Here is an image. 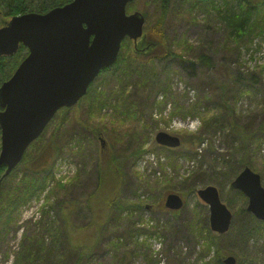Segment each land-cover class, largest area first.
Masks as SVG:
<instances>
[{
  "label": "trees",
  "instance_id": "trees-1",
  "mask_svg": "<svg viewBox=\"0 0 264 264\" xmlns=\"http://www.w3.org/2000/svg\"><path fill=\"white\" fill-rule=\"evenodd\" d=\"M71 1L0 0V16L2 20L0 24L5 23L12 17L26 13L45 14L51 9L63 6ZM215 1L161 0V8L164 15H166L168 11L174 9L176 3H183V7L184 5L188 6L187 16L189 18L194 16L192 13L193 6L199 2L215 11L227 35L228 43L224 46L225 54L227 57L230 55L229 57L231 58L235 56L234 60L231 59V63L237 64L240 58L239 51L244 45L243 43H252L256 38L264 35V0H222L223 7H221L222 4L219 5L220 9L216 8ZM162 31L163 28L158 36H155L153 42L149 44V46H153V50L149 53L147 60L148 62L151 61L150 63L155 66V70L154 67L148 69V66L143 64L141 66L143 71L138 74L139 81L131 82L133 86H130L134 88L132 90L139 92L140 98L143 99L146 94L145 100L152 103L150 106H144V104L139 106L136 101H126L121 106L116 104L122 109L120 112L114 110L117 113V117L121 116L123 119H128L127 117L133 118L135 115L142 113L141 107H146L151 111L159 108V111H162L164 103H166L168 98L171 99L169 78L171 68L169 64L177 63L182 70L189 68L192 73L199 69L197 66L200 63L206 68L209 67L211 60L203 52L200 53L199 48L196 47L197 44H185L183 48H179L174 40L170 41L165 35L163 36ZM27 54V49L20 46L17 53L12 57H0V86L12 76ZM118 65L119 63H116L115 67ZM112 68L114 66L102 70L101 73L110 72ZM127 68H131V71H134L131 66H127ZM263 73L264 68L262 71H257V74L248 70L234 69L230 71L229 80L226 83L218 85L211 82H203L207 83L205 85L202 83L203 86L209 88L210 93L204 96L201 94V99H198V102L191 109L184 110V113L199 114V101L204 104L209 103V106L203 109L205 113L202 114L200 132L197 135L190 136L191 138L185 142H188L189 147L191 145L199 147L204 141L209 140L210 143H208L207 149L215 154L213 162L216 165L209 167V171L203 170L200 166L195 172H192V175L185 177L181 185L182 187H187V189L185 192H180L181 194L188 195L193 193L198 182L206 181V185L217 188L221 201L226 202L227 206L230 205L228 196H222L221 189H225L228 186L232 190L230 184L238 174L245 168L253 169V165H256V154L259 153L264 143V84L260 76ZM155 96H161L163 98L162 102L154 103L155 99L153 98ZM246 98L256 101L255 109L251 111L249 109L245 112V110L238 108V102ZM175 104L179 105L178 103ZM91 105L99 111L102 107L111 108L109 100L102 93L99 94L98 100ZM174 109L176 114V108ZM116 120L121 122L117 118ZM137 120L139 122L140 118ZM53 124L54 128L50 134L49 142L37 145L38 140H36L30 144L20 163L1 183L0 251L6 236L17 229L16 215L19 209L38 194L43 193L50 182L53 184L56 182L52 175V169L60 151L64 149L58 145V142L61 141L67 146L71 153L80 151V145L74 139L80 138L76 137L78 133L72 132V129L67 130L68 128L64 127L67 124V118L65 120V117L61 119L55 115L48 126ZM48 126L39 139H43ZM150 127L155 129L157 121L153 122ZM153 133L154 130L152 128L140 125V130H134L128 136L130 138L129 143L120 148V154L115 153L118 152V149L114 150L112 148L113 152L109 156V160H97L95 199H93L92 204L87 205L89 213L91 211L94 216H85L80 223L76 224L80 216H59L63 209H71L70 207H64L59 198L52 202L47 211H44L45 207L50 203L48 197H46L45 204L41 209L42 216L34 221L31 232L23 234L19 249L13 257V264H93V252L96 249L98 250L103 238L107 239L106 251L113 254L115 264H131L132 254L130 253V256L127 255L126 247L132 238L135 239L138 255L145 260L146 264H160L161 260L157 254L155 256L152 254L150 244L146 240L142 243L137 239L139 235L143 234H146L149 238H164L173 228L159 224L148 225L147 228L137 227L136 223L139 224L137 222L138 218L130 215L141 211V208L144 209V205L139 202L136 203L139 204L138 208H133L129 205L131 203L129 199L124 196V193L128 191L137 197V191L144 184L150 187L148 181H144L140 174L133 171V167L136 161L144 155L145 142L149 141ZM67 134H70L72 140L65 139ZM218 135H221L223 146L226 147L225 152L221 154L213 151L212 147V142ZM162 149L172 152V150L166 148ZM184 154L196 155L197 153L194 152V149H185ZM219 165L220 167L218 168ZM5 169L4 165H0V178L4 174ZM19 170L21 171V176L18 178L17 173ZM261 170H264V163ZM134 176L138 180L137 183ZM154 184L155 190L153 192H157V195L152 193V196H149L153 206L159 204L160 199L169 194L170 189L175 186L171 179L163 182L157 181ZM52 187L50 191L53 189ZM147 191L149 190H145V192ZM235 195L241 198L243 202L246 201L241 193L235 192ZM104 205L106 206L105 209H111V213H114L113 209H115V216H97L98 210L100 208L103 209ZM50 209L58 216H49ZM119 212H129L131 214L120 216ZM239 212L241 213L237 214L235 212L236 216H234V221L231 225L233 226L235 222V233L232 234V227L224 235L217 236L212 234L208 230L206 216L202 218L204 222L201 219L197 222L199 231L194 230V227L197 226L194 220L176 224L178 226V229H176L178 234H181L182 231L187 232L190 235V237L186 235L187 239L191 241L194 248L196 247L195 245L201 247L196 259L191 261L190 264H223V254H220L226 252L227 255H233L232 251H234V248H238V245L240 246L238 254L234 251L236 264L252 263L246 254V250L252 239L263 234L264 223L257 221L243 207ZM176 216H178V212H172L170 214L171 221L169 222L176 220L179 222L180 219L175 218ZM202 224L203 226H201ZM81 231H88V234L85 237H72L74 233L78 234ZM211 253L212 255L210 256ZM176 258L179 261L181 260L178 256ZM176 258L166 259L164 264H180L181 262L176 260Z\"/></svg>",
  "mask_w": 264,
  "mask_h": 264
},
{
  "label": "rangeland",
  "instance_id": "rangeland-1",
  "mask_svg": "<svg viewBox=\"0 0 264 264\" xmlns=\"http://www.w3.org/2000/svg\"><path fill=\"white\" fill-rule=\"evenodd\" d=\"M222 2V0H216L214 2L215 6H217L216 8H219ZM182 5L183 3H176L174 9L164 15L161 8V0H131L127 4V15L138 12L144 18L142 37L136 42L125 38L118 52L119 59L117 56L118 60L116 59V62L111 66H114V68L110 69V72H100L94 81L89 84L86 94L74 106L62 108L55 114L61 119L65 117L66 120L67 118V124L64 125V127L68 128L67 130L72 129V132L78 133L76 137L80 138H74V136L73 138L80 145V151L78 153H71L67 149V146L61 141L58 142V145L64 149L60 151L52 169V175L57 184L55 185V183L50 182L48 188L43 193L38 194L29 203L19 209L16 215L17 229L10 232L5 238L0 251V264H13V257L19 249L23 234L31 232L35 223L34 221L42 216L41 209L45 204L46 197H48L50 203L45 207L44 211H47L52 202L59 198L64 207L71 208L63 209L59 216H80L76 224L80 223L81 219L85 216H94L91 211L89 213L87 205L92 204L93 199H95L97 160H109V156L113 152L112 148L114 150L118 149V152L115 153L120 154V148L129 143L130 138L128 136L134 130H140V125L152 128L154 133L149 141L145 142L143 148L145 153L136 161L133 171L140 174L144 181H148L150 187L144 184L137 191V197L133 196L131 192L126 191L124 196L131 202L129 205L136 208L139 205L136 203L140 202V204L144 205V209L141 208V211H137L132 215L129 212H119L120 216L127 214L138 218L137 222L139 224L136 223L137 227L147 228L148 225L159 224L173 228L164 238H149L146 234H143L139 235L137 239L142 243L146 240L150 244L151 252L154 256L158 255V258L161 260L160 264H164L166 259H175L176 256L181 258L180 261L176 258V260L181 262L180 264H190L191 261L196 259L197 254L201 250V247L197 245L194 248L191 241L187 239L186 235H189L187 232L182 231L181 234H178L176 230L178 229L177 223H186L189 220L190 222L194 220L197 223L200 221L199 219L203 221L202 218L206 216L208 230L212 234L217 235L209 228L208 207L196 195L197 190L210 185H206V181L198 182L196 190L193 193L188 195L180 193L185 192L187 189V187H182L181 185L184 177L192 175V172H195L200 166L203 170L209 171V167L216 165L213 162L215 154L207 149L208 143H210L209 140L204 141L199 147L192 145L189 147L188 142H185L191 138L190 136L197 135L200 132L202 114L205 113L203 109L209 106V103L204 104L199 101V114H185L184 110L191 109L198 102V99H201V94L204 96L210 93L209 88L202 85L203 82H211L216 85L226 83L229 80L230 71L234 69L241 71L248 70L256 72V74L257 71H262L264 68V35L256 38L252 43H243L244 45L239 51V61L237 64L231 63L235 59V56L231 58L229 55L228 58L225 54L224 46L228 43L227 35L218 14L199 2L193 6L192 13L194 16L189 18L187 16V12L189 11L188 6L184 5L183 7ZM221 7H223V4ZM1 21L0 16V23ZM162 28V35H165L170 41L174 40L179 48H183L185 44H197L196 47L199 48L200 53L203 52L211 60L209 67L206 68L200 63L201 66H197L199 69L192 73L189 68L182 70L177 63L169 64L171 68L169 74L171 99L168 98L166 103H164L162 111H159V108L151 111L146 107H141L142 113L135 115L133 118L127 117L128 119H123L121 116L117 117V113L114 110L120 112L122 109L119 106L125 104L126 101H136L139 106H143V104L144 106H150L152 103L145 100L146 94L142 99L139 97V92L132 90L134 88L130 86H133L131 82L139 81L138 74H141L143 71L141 67L143 64L148 66V69L154 67L155 70V66L150 63L151 61L148 62L147 60L149 53L153 50V46H149V44L153 42L155 36H158ZM116 63H119L117 67H115ZM127 66L133 67L134 71H131V68L128 69ZM156 71L158 70L156 69ZM260 76L264 84V73ZM101 93L106 95L111 108L102 107L99 111L94 109L91 104L98 100V96ZM153 99H155L154 103H159L162 102L163 98L155 96ZM255 103L254 99L250 100L246 98L241 99L237 105L240 110H245L246 112V110L250 109L251 111L255 109ZM174 108H176V114ZM116 118L121 120V122L117 121ZM139 118L138 122L137 119ZM155 121H157V127L154 129L150 126ZM53 128L54 124L48 126L43 139H39L44 131L42 132L36 139L38 140L37 145L49 142ZM160 131L179 137L182 143L181 146L173 149L172 152L158 147L154 141V135ZM65 139L72 140L70 134H67ZM100 143H102L103 148H101ZM212 147L213 151L217 153L221 154L225 152L226 147L223 146L221 135L215 137ZM185 149H194V152L197 154L186 155L184 154ZM255 160L256 165H253L252 170L260 174L261 185L264 188V170H261L264 163V143L259 153L256 154ZM181 170L184 171L181 172ZM20 174L21 171L19 170L17 173L18 178L21 176ZM134 179H136L137 183V178L135 177ZM167 179L173 180L175 185L170 189L169 194L178 195L183 202V207L178 211V216L175 217L180 219L179 222L177 220L169 222L171 221L170 214L174 211L165 207V200L168 194L160 199L159 204L154 206L149 199L152 193L153 195H157V192H153L155 190L154 183L157 181L163 182ZM51 187L53 189L50 191ZM145 190L149 191L145 192ZM221 191L222 196H228V200H230L229 206H227L226 202H222L232 212L234 219V216H236L235 212L239 214L242 207L246 209L247 199L245 198L246 201L243 202L241 198L235 195L237 191L230 190L228 186L225 189H221ZM105 208V205L103 209L100 208L97 216H115V209H113L114 213H111V209L107 210ZM48 215L51 217L58 216L51 209ZM233 219L232 222L234 221ZM231 227V234L235 233V222ZM198 228L199 224L197 223L194 230L199 231ZM87 234L88 231H81L78 234L74 233L72 237H85ZM106 242L107 239L103 238L98 250L96 249L93 252V264H115L113 254L106 251V245L108 244ZM126 250L128 256H130V253L132 254L131 264H146L145 260L138 255L134 238L127 243ZM233 250L238 254L240 246L238 245V248H234ZM234 251H232L233 255H227L226 252H222L220 255L223 254V258L228 256L234 258ZM246 254L252 262L250 264H264V232L260 237H256L250 241Z\"/></svg>",
  "mask_w": 264,
  "mask_h": 264
},
{
  "label": "water",
  "instance_id": "water-1",
  "mask_svg": "<svg viewBox=\"0 0 264 264\" xmlns=\"http://www.w3.org/2000/svg\"><path fill=\"white\" fill-rule=\"evenodd\" d=\"M130 1L72 0L45 14L26 13L0 25V57L15 55L20 46L28 51L0 86V165L6 167L0 186L57 111L74 106L100 72L116 62L122 41L142 37L144 18L138 12L126 14ZM154 141L167 149L181 144L178 137L162 131ZM230 187L247 198L246 211L264 222L260 176L245 168ZM196 195L208 207L210 230L225 234L232 215L217 188L207 186ZM182 206L178 195H167V209L177 211ZM223 263L236 261L229 256Z\"/></svg>",
  "mask_w": 264,
  "mask_h": 264
}]
</instances>
